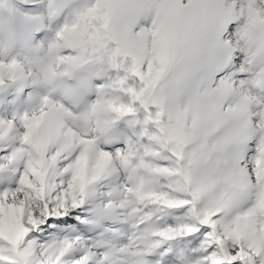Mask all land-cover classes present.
<instances>
[{"label":"snow or ice","instance_id":"obj_1","mask_svg":"<svg viewBox=\"0 0 264 264\" xmlns=\"http://www.w3.org/2000/svg\"><path fill=\"white\" fill-rule=\"evenodd\" d=\"M14 8L0 264H264V0Z\"/></svg>","mask_w":264,"mask_h":264},{"label":"rangeland","instance_id":"obj_2","mask_svg":"<svg viewBox=\"0 0 264 264\" xmlns=\"http://www.w3.org/2000/svg\"><path fill=\"white\" fill-rule=\"evenodd\" d=\"M14 5L15 0H0V16L8 20H16L18 14Z\"/></svg>","mask_w":264,"mask_h":264}]
</instances>
